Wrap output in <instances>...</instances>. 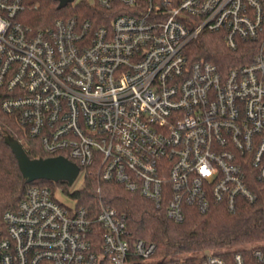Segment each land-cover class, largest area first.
<instances>
[{"label":"built area","instance_id":"obj_1","mask_svg":"<svg viewBox=\"0 0 264 264\" xmlns=\"http://www.w3.org/2000/svg\"><path fill=\"white\" fill-rule=\"evenodd\" d=\"M89 2L105 12L101 23L60 17L34 29L17 19L23 0H0L3 113L48 157L74 162L84 182L95 173L175 223L187 208L233 213L242 201L256 203L253 183L264 186V0ZM203 33L221 35L231 51L255 45L251 62L223 71L192 61L188 48ZM205 161L208 174L198 170ZM156 250L129 239L113 207L66 206L47 186H29L0 214V264H153ZM173 264H264V241L248 255Z\"/></svg>","mask_w":264,"mask_h":264},{"label":"trees","instance_id":"obj_2","mask_svg":"<svg viewBox=\"0 0 264 264\" xmlns=\"http://www.w3.org/2000/svg\"><path fill=\"white\" fill-rule=\"evenodd\" d=\"M23 3L25 8L17 19L34 29L45 28L57 18L72 16L91 19L98 24L101 22L97 20L105 14L87 0L69 4L62 10H58V2L53 0H23ZM188 52L192 61L211 62L224 71L250 63L255 45L244 43L237 51H231L221 35L203 33L191 43ZM6 135L22 142L30 158L48 157L41 145L27 136L16 118L6 115L0 108V214L15 209L32 185L47 186L53 191L59 188L77 200L79 206L93 211L102 202L125 219L129 239L143 240L157 247L153 264H173L175 258L201 261L208 254L229 257L245 252L248 255L264 241V186L258 182L253 183V188L258 185L259 189V198L254 204L242 201L233 213L223 205H213L204 214L187 208L185 221L175 223L151 201L126 191L121 185L104 182L95 173L88 174L85 186L73 192L66 182L38 180L27 184L11 148L5 143Z\"/></svg>","mask_w":264,"mask_h":264},{"label":"water","instance_id":"obj_3","mask_svg":"<svg viewBox=\"0 0 264 264\" xmlns=\"http://www.w3.org/2000/svg\"><path fill=\"white\" fill-rule=\"evenodd\" d=\"M58 2V10L66 8L75 0H53ZM5 143L11 148L24 181L31 184L38 180L54 183L66 182L72 186L79 176L80 168L69 159L58 157H39L32 159L20 141L11 135L5 136Z\"/></svg>","mask_w":264,"mask_h":264},{"label":"rangeland","instance_id":"obj_4","mask_svg":"<svg viewBox=\"0 0 264 264\" xmlns=\"http://www.w3.org/2000/svg\"><path fill=\"white\" fill-rule=\"evenodd\" d=\"M79 1H81V0H77V2H79ZM87 1H92V0H87ZM84 186H85L84 177H83V175H80L77 178V180L75 181V183L69 187L70 192L81 190ZM55 194H56V198L58 199V201L63 203L64 205H66V206H73L74 205L75 200L73 198H71L69 195H67L66 193H64L61 189H59V188L56 189ZM155 260H156V258H155Z\"/></svg>","mask_w":264,"mask_h":264},{"label":"clouds","instance_id":"obj_5","mask_svg":"<svg viewBox=\"0 0 264 264\" xmlns=\"http://www.w3.org/2000/svg\"><path fill=\"white\" fill-rule=\"evenodd\" d=\"M3 27H5L4 22L0 21V30H2ZM201 169H205L207 172H211V167L207 164L206 161L199 166L198 170L201 171Z\"/></svg>","mask_w":264,"mask_h":264},{"label":"snow or ice","instance_id":"obj_6","mask_svg":"<svg viewBox=\"0 0 264 264\" xmlns=\"http://www.w3.org/2000/svg\"><path fill=\"white\" fill-rule=\"evenodd\" d=\"M201 171L204 172L205 174H208L205 169H201Z\"/></svg>","mask_w":264,"mask_h":264}]
</instances>
